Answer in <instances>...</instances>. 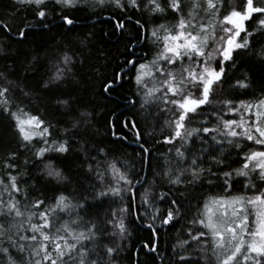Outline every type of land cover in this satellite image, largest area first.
<instances>
[{
  "label": "snow or ice",
  "instance_id": "obj_1",
  "mask_svg": "<svg viewBox=\"0 0 264 264\" xmlns=\"http://www.w3.org/2000/svg\"><path fill=\"white\" fill-rule=\"evenodd\" d=\"M82 5L93 15L107 10L104 38H124L114 60L96 47L94 31H80ZM9 7L0 18V117L11 132L0 148V264H121L129 217L146 232L132 245L146 257L135 264H264V85L255 99L239 98L264 73V0L238 7L231 0H11ZM93 48L96 61L112 63L110 75L100 71L107 63L89 59ZM21 55L24 76L16 71ZM90 74L98 90H90ZM31 77L38 78L32 87ZM125 84L129 108L157 122L148 135L160 113L170 133L158 141L170 147L152 173L161 191L150 185L138 202L135 185L143 182L111 146L131 136L141 171L145 162L151 169L145 130L136 112L116 110L98 126L94 103ZM226 84L235 95L217 98ZM237 183L251 195H232ZM196 187L225 195L199 201L189 216L186 193ZM117 199L122 206L112 209ZM181 221L186 238L166 256L163 231ZM193 244L201 256L189 253Z\"/></svg>",
  "mask_w": 264,
  "mask_h": 264
},
{
  "label": "trees",
  "instance_id": "obj_2",
  "mask_svg": "<svg viewBox=\"0 0 264 264\" xmlns=\"http://www.w3.org/2000/svg\"><path fill=\"white\" fill-rule=\"evenodd\" d=\"M231 2L235 6H239L241 3V0H231ZM11 4V0H0V18H5L8 13L12 11L11 7L9 5ZM98 15H93L92 11L87 8V6L82 7L81 11H78L75 13L76 16H78L81 19V23L83 27L80 29L82 32L87 31H94L96 33L97 39L100 41L96 47H103L107 54L114 58L119 54L120 51H123L124 48V38L119 36H113L112 39H107L103 37L102 29L108 30L111 28V24L107 23L105 21L107 10L101 11L99 9L96 10ZM137 16L140 15V13H136ZM18 23V20L16 21ZM2 35V33H0ZM17 47H20L24 50H29L31 48V45H25L21 44ZM97 55L95 48L92 49L89 59L92 63H97L99 65H104L107 63V68L101 67L100 71L105 72L106 74H111L112 71V63L111 62H105L103 60L96 61L94 58ZM24 57L21 55L17 58V73L21 76H24L25 73L23 71V68L19 66L20 61L23 60ZM6 61L3 59H0V67H2ZM249 63H253L252 61H249ZM87 71V70H86ZM43 74V73H42ZM38 78L31 77L27 80V83L30 87L34 86L36 83V80ZM88 85L90 90H98L100 86L99 78L96 76H92L90 74V78L88 79ZM264 85V73H259L255 77V84L254 88L251 90L250 95L244 96L241 95L240 99H255L256 96L260 94L261 86ZM130 88V85L125 84L123 88H117L115 92L113 93L111 99H107L103 96L97 97L94 101L97 105L98 109V126L102 127L107 120L109 113L112 110H116L117 113H124L125 115H130L131 112H136L135 118L139 120L140 126L143 130H145V136L144 139L148 141V146L152 148V167L151 169L148 167L147 162H145L143 166V170L141 171V164H140V157L138 153L140 152V145L137 143H134L131 136L128 141L123 143H118L116 145L111 146L113 148V152L116 156L120 157L122 161L128 162V167L130 169L131 173H138V178L143 182V187L139 184L135 185L136 188V201L138 202L140 199L141 194L145 191L146 188H148L150 185L153 187L154 192L159 193L161 191V186L163 184V181L160 182V185L153 184V175L152 173L157 170V166L159 164L163 163V154L167 151L168 147L170 145L158 142L162 141V138L164 135H168L169 130L164 125V119L167 117L165 114L160 113V116L163 117L159 121V127L155 128V131L153 135L150 137L148 135L149 132L153 131V128L156 126V121L153 120L151 117H149L147 120L144 119V114L141 113L138 110V106L136 109H130L127 105V101L125 100V96L128 93V90ZM235 93L233 90L229 87V85H225L223 91L220 89H217V98L220 97H230L234 96ZM25 104L35 110L36 105L34 104H28L27 101H25ZM11 139V132L8 128L7 121L4 117H0V148L4 147L5 143ZM256 145H253V149H255ZM236 157L233 156L232 160H235ZM134 166V167H133ZM239 165L236 163L232 164V167H238ZM83 179V178H81ZM72 189L78 190L79 189V183H74L71 186ZM48 196H52L54 193L49 191L45 193ZM232 195L236 194H248L251 195V193H246L242 184L237 183L234 187V191L231 193ZM217 195H225L220 189H209L207 187H196L193 189H189V191L186 193V196L188 198V201L191 203L192 207L189 211V216H193L197 212L196 205L199 201L204 200L211 196H217ZM195 197L196 199H193ZM127 199V197H126ZM111 203V202H109ZM122 206L121 202L117 199L114 204H111V208L115 209ZM166 205L162 204L161 208L164 209ZM109 210V204H105L103 206L102 212H106ZM66 218V217H65ZM126 223L129 224V229L132 232L131 237L128 241V249L122 253V261L121 264H135L136 260H140L143 262L146 257L144 255H139L138 257L135 254L134 249L132 248V245L137 244L139 239L146 235L145 231H141L140 228L141 225L138 224V222L134 221V217H129L128 220H126ZM184 221H181L180 223L175 225V228L172 229H164L162 234V240L160 242V250L163 252L166 256L171 255L173 251V245L177 243L179 239L186 238V231L183 229ZM179 251V249H177ZM189 253L191 255L195 256H201L202 253L199 248L195 244H193L192 249H189Z\"/></svg>",
  "mask_w": 264,
  "mask_h": 264
},
{
  "label": "rangeland",
  "instance_id": "obj_3",
  "mask_svg": "<svg viewBox=\"0 0 264 264\" xmlns=\"http://www.w3.org/2000/svg\"><path fill=\"white\" fill-rule=\"evenodd\" d=\"M82 7H84V5H82V6H81V8H82ZM169 19L171 20L172 18H171V17H169ZM255 147H256V146H255ZM258 147H259V146H257L256 148H258ZM210 206H212V205H210Z\"/></svg>",
  "mask_w": 264,
  "mask_h": 264
}]
</instances>
